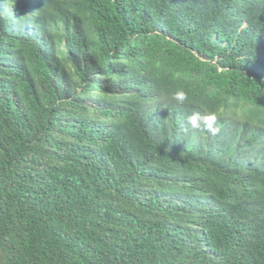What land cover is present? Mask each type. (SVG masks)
<instances>
[{
	"label": "trees",
	"instance_id": "trees-1",
	"mask_svg": "<svg viewBox=\"0 0 264 264\" xmlns=\"http://www.w3.org/2000/svg\"><path fill=\"white\" fill-rule=\"evenodd\" d=\"M0 264H264V0H0Z\"/></svg>",
	"mask_w": 264,
	"mask_h": 264
},
{
	"label": "clouds",
	"instance_id": "clouds-1",
	"mask_svg": "<svg viewBox=\"0 0 264 264\" xmlns=\"http://www.w3.org/2000/svg\"><path fill=\"white\" fill-rule=\"evenodd\" d=\"M172 99L183 104L188 100V94L184 90H177L172 93ZM217 119L215 112L204 115L194 112L187 117V123L192 129L203 130L212 136H216L221 130L217 124Z\"/></svg>",
	"mask_w": 264,
	"mask_h": 264
}]
</instances>
